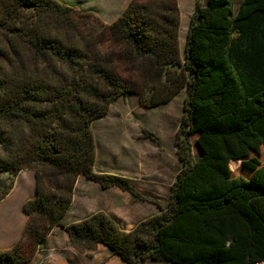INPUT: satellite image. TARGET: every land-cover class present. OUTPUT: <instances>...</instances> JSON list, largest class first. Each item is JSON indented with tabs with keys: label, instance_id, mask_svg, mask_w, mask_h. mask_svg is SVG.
<instances>
[{
	"label": "trees",
	"instance_id": "1",
	"mask_svg": "<svg viewBox=\"0 0 264 264\" xmlns=\"http://www.w3.org/2000/svg\"><path fill=\"white\" fill-rule=\"evenodd\" d=\"M178 29L175 0H131L109 25L55 0H0V201L19 172L35 181L0 264H29L57 226L74 248L102 246L124 264L264 262V0L236 13L230 0L197 3L182 56ZM181 90L183 167L166 207L128 232L100 212L64 224L80 176L135 197L128 180L94 173L92 124L119 97L157 107Z\"/></svg>",
	"mask_w": 264,
	"mask_h": 264
},
{
	"label": "rangeland",
	"instance_id": "2",
	"mask_svg": "<svg viewBox=\"0 0 264 264\" xmlns=\"http://www.w3.org/2000/svg\"><path fill=\"white\" fill-rule=\"evenodd\" d=\"M130 1H107L108 7L101 9L104 11L101 15L79 10L85 6L83 0H75L73 9L81 14H91L104 25H109ZM196 1L175 0L179 12L178 46L181 56ZM240 1L230 0L233 13H236ZM81 22L89 21L83 19ZM117 71L124 78L132 73L124 63H118ZM183 101L184 90H181L168 103L157 107H145L133 94L119 97L111 104L108 113L91 126L95 141L93 171L128 180L135 197L117 188L102 190L98 184L80 176L76 180L71 208L63 219L64 224L78 222L100 212L128 232L166 207L170 185L183 167L175 148ZM146 133L152 134L156 140H151ZM191 154L194 159L199 157L193 143ZM259 160L264 163L263 153ZM229 167L234 176L240 174L239 162H231ZM4 183H9L7 177ZM34 191V172L23 170L13 179L11 190L0 201V250L12 247L21 237L26 220L22 206L33 197ZM26 253L30 254L28 244ZM56 259L65 264H119L118 259L112 258L102 246L93 250L74 248L65 231L58 226L32 254L30 264H57ZM144 264L167 263L146 261Z\"/></svg>",
	"mask_w": 264,
	"mask_h": 264
},
{
	"label": "crops",
	"instance_id": "3",
	"mask_svg": "<svg viewBox=\"0 0 264 264\" xmlns=\"http://www.w3.org/2000/svg\"><path fill=\"white\" fill-rule=\"evenodd\" d=\"M56 2H58V3H60V4H62V5H64V6H67V7H71V8H75L74 7V1L75 0H55ZM107 1H113V0H83V2H85V6L82 8V9H79V10H83V11H92L93 13H96V14H98V15H101L104 11H101V9H103L104 7H108V2ZM127 4H128V2H126ZM197 3H200V4H202V1H196V3H195V6H196V4ZM127 6V5H126ZM126 6H125V8H126ZM124 8V9H125ZM123 9V10H124ZM194 9H195V7H194ZM194 9H193V11H194ZM122 10V11H123ZM122 11H120V12H118L117 13V16H116V18L113 20V21H111V23L112 22H114L116 19H117V17L122 13ZM187 33V32H186ZM185 40H186V37H185ZM184 45H185V41H184V44H183V48H184ZM179 47V46H178ZM183 53V52H182ZM231 163V162H230ZM72 204V203H71ZM70 208H71V206L69 207V209H68V211L70 210ZM68 211L66 212V214L68 213ZM66 214H65V216H66ZM64 216V217H65ZM109 253V252H108ZM112 258H114V259H118L117 257H114V256H112ZM57 260V259H56ZM116 261H119L118 263L119 264H124L123 262H121L119 259L118 260H116ZM57 262V264H65V262L64 261H60V259L59 260H57L56 261ZM30 264V263H29Z\"/></svg>",
	"mask_w": 264,
	"mask_h": 264
}]
</instances>
